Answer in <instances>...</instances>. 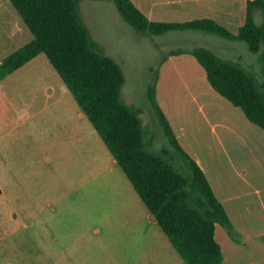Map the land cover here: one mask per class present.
I'll return each mask as SVG.
<instances>
[{"label":"rangeland","instance_id":"obj_1","mask_svg":"<svg viewBox=\"0 0 264 264\" xmlns=\"http://www.w3.org/2000/svg\"><path fill=\"white\" fill-rule=\"evenodd\" d=\"M79 9L99 48L120 64L125 76L120 96L141 109L149 148L174 152L147 95L148 85L158 81V97L166 110L180 111L188 119L185 137L195 156L206 162L208 155L217 153L216 149L209 154L217 139L204 120L212 104L206 97L197 103L195 97L205 92L188 79L189 75L199 81L200 73L189 74L194 68L188 64L177 67L180 73L171 66L158 80L160 63L170 50L205 46L223 58L239 56L261 80L259 54L250 52L243 41L210 33L139 32L121 18L112 0H79ZM254 18L260 22L259 14ZM26 29V35L31 33ZM220 44L229 47L220 49ZM41 56L51 70L37 62L0 82V264H185ZM46 81L52 84L50 93ZM243 143L230 137L225 143L242 172L255 157L250 148L238 153ZM218 156L228 163L224 149L219 148ZM172 161L183 167L178 157ZM186 166L181 170L186 172Z\"/></svg>","mask_w":264,"mask_h":264},{"label":"trees","instance_id":"obj_2","mask_svg":"<svg viewBox=\"0 0 264 264\" xmlns=\"http://www.w3.org/2000/svg\"><path fill=\"white\" fill-rule=\"evenodd\" d=\"M9 1L33 38L0 60V80L43 53L184 263H221L215 223L225 226L232 237L237 236L231 232L228 216L203 171L180 146L158 106L155 83L147 87L148 99L174 152L167 148L151 150L147 145L141 109L120 96L123 70L92 38L82 20L79 0ZM112 1L121 18L139 32L199 31L243 41L250 52L258 53L261 80L240 62L220 57L205 46L170 50L167 55L192 54L204 68L210 86L264 129V0H247L245 20L236 33L210 17L153 21L131 0ZM255 13L260 15V22L255 20ZM176 157L183 167L187 165L186 172L174 164Z\"/></svg>","mask_w":264,"mask_h":264},{"label":"crops","instance_id":"obj_3","mask_svg":"<svg viewBox=\"0 0 264 264\" xmlns=\"http://www.w3.org/2000/svg\"><path fill=\"white\" fill-rule=\"evenodd\" d=\"M131 1L148 19L153 21L183 22L210 17L233 33L238 31L239 26L245 20L247 2V0ZM10 4L9 0H0V60L33 38V35H30L32 33L26 35V32H28L27 26L22 22L13 5ZM230 41L240 42L239 40ZM228 47V44L219 45L220 49ZM42 54H37L2 78L0 82H5L11 77H17L31 64L37 65V62L43 63V67L38 65L39 67L51 70L46 61L45 64ZM231 60L240 62V57L232 56ZM187 64L194 68L188 70L189 74L200 73L199 81H197V78L191 80L192 76L188 75L189 83L198 84L197 86L205 92L199 95L200 99L195 97V100L200 103L199 100L203 101L206 97L207 101L209 100L212 104L210 115L207 113L204 120L212 126L217 139L215 150H210L209 154L214 153L216 149L217 153L208 155L209 159L206 162L195 156L192 144L187 142L188 139L185 137V134L187 135V132H189L186 126L188 119H185L180 111L168 112L166 110V106L158 97V81L155 85L156 102H158V106L168 120L180 146L203 171L214 195L222 204L228 216L231 232L237 236V239H235L225 226L215 223L214 237L220 244L223 256L219 264H264V129L249 121L240 107L233 105L210 86L204 68L188 52L167 55L160 63L158 80L160 75L168 72L171 66L176 70L180 65L185 66ZM176 71L180 73V70ZM45 83H49V93L52 92V84L47 81ZM191 99L194 98L191 97ZM174 120L177 126H175ZM228 137L235 141H244L242 145L238 146V153L243 149L250 148L255 155L254 160L243 168V172L236 167V164L230 158L231 156H228V150L225 146ZM199 146L197 145L198 150L200 149ZM219 148L226 151L228 163H224L219 158ZM227 169L232 172L226 173Z\"/></svg>","mask_w":264,"mask_h":264},{"label":"water","instance_id":"obj_4","mask_svg":"<svg viewBox=\"0 0 264 264\" xmlns=\"http://www.w3.org/2000/svg\"><path fill=\"white\" fill-rule=\"evenodd\" d=\"M150 216H151L152 218H154V216H153L152 214H150Z\"/></svg>","mask_w":264,"mask_h":264}]
</instances>
